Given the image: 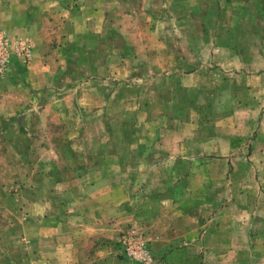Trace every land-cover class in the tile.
Returning a JSON list of instances; mask_svg holds the SVG:
<instances>
[{"label":"rangeland","instance_id":"1","mask_svg":"<svg viewBox=\"0 0 264 264\" xmlns=\"http://www.w3.org/2000/svg\"><path fill=\"white\" fill-rule=\"evenodd\" d=\"M29 1L5 0V5L12 10L28 7ZM116 1L121 3L114 12L120 32L116 35L129 30L135 42L139 34L151 29L145 26L148 15L143 11L127 28L126 0ZM129 1L144 4V0ZM239 1L255 4L251 10L237 6L241 10L235 12L246 18L227 19L239 25L243 36L238 38L243 41L226 43L228 38H237V31L232 38L217 35L212 25L207 29L215 42L203 46L192 36L193 49L186 41L175 44L188 59L187 63L176 61L179 68L202 73L191 82L200 85L196 89L169 92L174 109L162 108L169 98L168 88L179 80H163L168 77L163 76L164 61L174 60L162 56L163 68L155 65L153 48L162 44L152 42L150 32L142 37L147 41L132 45L121 36L110 41L105 31L98 33L100 42L82 34L78 39L83 50L34 59L35 43L29 35L13 36L0 30V42L6 48L0 60V84L6 90L0 95L7 101L19 97L26 114L19 126L15 124L19 129L16 140L11 136L0 139V182H18L8 188L6 184L5 193H0V264H91L98 257L119 264H264V153H257L264 152V10L254 0ZM157 15L163 16L155 11ZM155 16L151 17L157 21ZM163 17L161 27L171 22L170 17ZM44 22L55 23L52 17ZM179 35L185 38L183 32ZM187 45L189 51H183ZM206 47L208 52L220 53L206 58ZM126 48L138 55L145 50L150 57L128 59ZM35 61L38 68L46 65L53 72L46 76L53 83L48 91L32 89L30 83L39 81L34 77L40 72ZM110 63L114 66L109 69ZM95 65L103 72L94 73ZM114 68L116 73L110 75L108 70ZM144 68L150 71L144 73ZM59 82L68 83L67 89L61 91ZM35 94L36 107L31 101ZM64 99L67 103L60 115H48L47 120L43 116L37 124L43 138L34 142L29 137L36 124L31 114L51 104L60 107ZM0 126L10 128V124ZM45 147H52L54 153L45 154ZM108 149L117 153L116 171L99 159ZM34 165L42 176V202L37 225L29 227L28 213L18 198L22 202L23 180ZM97 181L104 193L91 195L83 182ZM109 187L115 188L110 194ZM45 199L52 202L53 217L47 219L41 209ZM109 202L116 209V218L110 221L105 213H98ZM93 215L111 226V231L100 235L88 231L86 236L82 222L90 223ZM45 225L60 226V249L71 241L78 249L46 252L38 244L34 251L32 239H39L37 228Z\"/></svg>","mask_w":264,"mask_h":264},{"label":"crops","instance_id":"2","mask_svg":"<svg viewBox=\"0 0 264 264\" xmlns=\"http://www.w3.org/2000/svg\"><path fill=\"white\" fill-rule=\"evenodd\" d=\"M42 1L41 4L38 3L37 0H34V3H31V0L29 1L28 7H18L17 9L6 8L5 0L0 1V30L5 29L7 30L11 35L13 36H19V35H29V37L32 38L33 42L35 43V49H34V59H49L52 58L53 55L56 53H60L61 55L64 53H68L69 50H83V46L79 48V45L82 44V42L78 39L79 35L82 34L84 36H91V40H96L97 42H100V38L98 35L102 32V34L105 32L108 33V37L110 38V41L112 42L117 41V37L121 36L124 38L125 44H133L136 42L143 43L146 39L142 38L144 35H147L148 32H150V39L152 42H155L156 44H162V46H156L154 51V59L158 60V63L155 64L156 66L162 67L163 65L159 60L165 58H162V56H167L168 60H174L169 61L167 64V60L164 61L166 70H164L163 76L164 79L172 78V83L175 78L179 79L176 81V85H173L171 88H168L167 95L169 98L165 100L162 103L163 109H169V108H175L174 106V99L173 97H170L169 92L172 91L173 93L181 91V90H187L188 89H196L200 85L196 86L195 84H192L191 82L193 79L198 75H201L202 71L199 70H183L180 69L178 64H176V61L179 63L180 60H183L185 63H187V58L182 57L181 50L176 46V43L179 42H187V44H190V49H193L192 41L193 37L195 36L197 38L198 42H201L204 45L205 43L215 42V39L211 38L210 33L208 34V26H214L217 27V35L220 33L228 35L232 38V35L234 30H236L235 38L236 39H226V43L230 41H234L236 43H239L240 41H243L242 39H239L238 37L242 35V31L239 29V25H232L230 22L227 23L228 17L230 19H238L242 20L246 18V16H242L237 14L235 11L241 10V7L237 6H244V10L252 9V7H255V4L252 3H246L247 1L241 2L239 0H144V4H142L141 1L139 2H132L129 0H126L124 2V5L126 6V9L129 10L128 13L125 15V22H128L127 25L124 24L127 28H131L130 26H133L138 20V15H142L143 13H147L148 15V21H146L145 26L148 28L144 31L143 34H139L138 36L140 39L135 38V42H133V39L131 38L132 35L130 34L129 30L124 31V35H116V32L120 33L118 31L119 26L116 24V18L115 13L116 10L120 7L121 3H117L116 0H54V2H50L52 0H39ZM257 0H254L256 4H258V7H260L261 10H264V0H260L259 2H256ZM54 5H56L54 8ZM259 4L261 6H259ZM168 7L170 11H172V14L169 13V11H164V9ZM248 7V8H245ZM145 11V12H143ZM156 13L162 12L163 16L170 17V21L165 26L162 27L159 25V20H163L164 17L162 15L155 16ZM164 11V12H163ZM141 12V14H140ZM225 13L224 17H222V14ZM155 16L158 20L152 19V17ZM150 16V17H149ZM54 18L55 23L49 24L47 22H44V19L46 18ZM215 20L219 19V23L217 24ZM122 21V20H121ZM58 22V23H56ZM156 22V23H155ZM214 23V24H213ZM48 25V26H47ZM55 25H58L57 27ZM120 25V24H119ZM153 27L156 28L157 34L154 32ZM233 27V28H232ZM171 28V34L170 31H163V29ZM160 29V31H159ZM89 34H85V33ZM160 32V33H159ZM184 33L185 38L180 39V33ZM99 33V34H98ZM136 33V32H135ZM77 38H76V35ZM161 34V35H160ZM216 35V34H215ZM83 37V36H82ZM58 44V45H56ZM75 44V45H74ZM173 45V48H172ZM129 46V45H128ZM99 47V46H98ZM219 48V47H217ZM221 48V47H220ZM111 49V44L109 43V50ZM200 49L198 48L197 51ZM183 51H189L188 45L186 48H183ZM127 52V58H142V59H149L150 55L146 53L144 50V53L141 55L129 53V50L126 48ZM206 52H208V48L206 47ZM216 53H220L219 51L213 50L212 52H208V54H204V56L210 57L212 55H215ZM46 56V58H45ZM132 56V58H131ZM203 56V57H204ZM202 57V58H203ZM109 58H111V55H109ZM186 58V60H184ZM201 58V59H202ZM154 65V64H153ZM114 65L110 63L109 67H113ZM35 67L37 71H40L38 74V77H34V79L39 80L32 84V89L34 91H48V89L52 88L53 83L47 81L46 76L48 74H53V72H50V67L42 66L38 68V65H36L35 61ZM94 73H102L103 69H100L99 65H95ZM152 67V66H150ZM202 68V67H201ZM97 69H99L97 71ZM110 69V68H109ZM147 68H144V73L148 72ZM13 71V70H12ZM120 70H118L119 72ZM160 74L161 71L157 70ZM12 72H10L11 74ZM33 73V71H31ZM108 73L111 75H114L116 73L115 68L111 71L108 70ZM143 72L141 74H144ZM264 77V74H263ZM203 79L202 77H200ZM262 78L260 77V80ZM168 81V80H167ZM178 83H180V86H178ZM57 87L63 91L67 89L68 83L65 82H59V84H56ZM183 87V88H182ZM187 88V89H186ZM199 89V88H198ZM201 89V88H200ZM6 87L2 86L0 84V92L5 91ZM160 90V89H159ZM1 94V93H0ZM19 98V97H17ZM17 98H13L12 100H4L2 99V96L0 95V125L2 124H10V128L5 129L4 127L0 126V139H4L5 137L11 136L13 139L18 138V132L19 129L15 127V124H20L21 120H24L26 118V114H23L21 110V103L17 100ZM32 103H34V106L36 107L39 104L38 97L35 94L32 98ZM61 101V100H60ZM62 102V101H61ZM67 101L64 99L60 107L53 106L51 104L50 106H45L44 109L37 110V113L31 114V120L32 117H35L34 127L31 128L30 131V138L34 140V142L37 143L38 138H43L41 135L42 131H39L40 128H38L37 124L41 123L43 120L42 117L44 116V119H48V115L58 114L62 113V110L66 107L65 104ZM55 107V108H52ZM57 117V115H53ZM104 116V115H102ZM65 117V116H64ZM173 122H176L175 117L173 116ZM166 119L170 121L172 117L166 116ZM30 120V118L27 116V121ZM26 121V120H25ZM77 121V120H76ZM18 129V131L16 130ZM254 131H258V127L255 128ZM79 133L76 132V138L78 139L80 136ZM47 136H50L49 133L46 134ZM175 139L177 140V134L174 133ZM108 139H114L113 136L108 135ZM258 139H261L260 136ZM180 147L179 145L177 146ZM48 149V151H47ZM52 147H45L44 153L45 154H53ZM29 151V150H28ZM29 153H34V151L30 150ZM176 152H173L172 154H175ZM258 154L264 153L261 152V150L257 151ZM116 151L108 149L99 157L102 164H106L110 170L116 171L118 162H116ZM100 156V155H97ZM96 158V157H95ZM120 164V163H119ZM112 166V168H111ZM35 165L32 169H29L26 171L25 179L23 182L26 194L22 197V202L20 198H18L19 204L21 206H25L24 210L25 213H28L27 218H29V227L35 226L36 224V218L38 211V205L42 202V199L39 198L40 190L39 187L42 185V176L39 174V170L35 169ZM35 169V170H34ZM34 170V171H33ZM32 172V173H31ZM19 177V176H18ZM110 178V175L108 176ZM38 179L40 182H38ZM18 182H0V193L4 191L7 184L8 187H12ZM101 182H83V186L86 187L87 192L94 194L98 196L101 193H104L105 188L100 186ZM102 188V189H101ZM109 194L110 191L115 188H108ZM24 191V192H25ZM115 191V190H114ZM2 194L0 195V199ZM90 196V195H89ZM110 196V195H109ZM3 201V200H0ZM53 201V200H52ZM45 206L41 207L42 209V217L44 219L53 217L52 215V206L47 199H45ZM54 202V201H53ZM26 203V204H23ZM70 206V204H69ZM68 206V208H69ZM98 213H105L106 218H108V221L110 219L116 218V209H115V203L109 202L108 206H102L98 208ZM77 218V217H76ZM90 223L82 222V229L86 236V232H90L91 235H100L104 232L111 231V226H106V224L103 223L102 219L100 217H96L95 215L89 216ZM85 219V218H84ZM106 227V229L104 228ZM36 229V228H35ZM39 229L38 235L39 239H32V243L34 244V251L37 250V245L39 244V248H44L46 252H56L61 251L64 252V250H75L78 249L77 245L72 243L67 244L66 247L61 245V249L59 248L58 241L60 242L62 234L60 226H49L45 225L42 228ZM37 231H34L32 234H36ZM31 244V241L29 242ZM66 243V242H63ZM29 246V245H28ZM107 258H101L98 257L95 259L94 262L91 264H119L115 260L107 259ZM75 264V263H73ZM83 264V263H80Z\"/></svg>","mask_w":264,"mask_h":264},{"label":"built area","instance_id":"3","mask_svg":"<svg viewBox=\"0 0 264 264\" xmlns=\"http://www.w3.org/2000/svg\"><path fill=\"white\" fill-rule=\"evenodd\" d=\"M5 46H4V44H3V42H0V60L2 61L3 60V58H4V55H5Z\"/></svg>","mask_w":264,"mask_h":264}]
</instances>
